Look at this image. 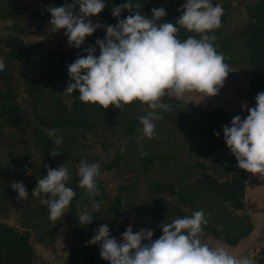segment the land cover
<instances>
[{
  "label": "rangeland",
  "instance_id": "1",
  "mask_svg": "<svg viewBox=\"0 0 264 264\" xmlns=\"http://www.w3.org/2000/svg\"><path fill=\"white\" fill-rule=\"evenodd\" d=\"M257 1L212 0L213 4H220L224 9L221 25L213 30L217 37L213 44L218 52L223 53L231 72L215 96L203 98L202 94L193 92L179 99L163 97L172 106V111L157 110L163 118L155 121L156 135L141 141L142 125L138 118L147 113V106L133 102L123 109L112 106L104 109L80 101L78 92L63 94L69 80L67 65L78 55H85L83 49L89 45L95 46L96 55H99L95 41L105 36V30L99 28L86 37L79 49L70 47L63 30L55 33L49 30L51 14L48 7L61 6L65 0H0V58L5 66V72L0 74V92L9 90V97H14L13 102L21 111L16 116L0 117V223L21 233H30L35 252L32 264H77L68 259L76 246L84 255L98 256L99 244L86 245V241L102 224H108L110 235L119 240L129 224L135 232L145 221L171 222L177 218V208L192 214L197 205V210L202 209L206 219L212 210L220 212L224 209L199 183L202 172L194 165L202 162L208 166L225 167L223 161L228 159V173L244 172L237 167L234 155L224 141L223 126L230 125L237 114L242 119L247 116L242 103L248 107L255 105L249 97L250 80L247 65L243 62L247 51L242 46L239 31L249 22L248 7ZM183 3L184 0H135L130 11H141L151 17L154 7L165 9ZM112 7L105 16L91 17L93 22L115 25L117 18L111 13ZM131 12L123 10L120 18ZM180 14L179 11L176 16L165 15L161 22L175 23ZM178 35L181 39L188 35L198 37L182 27ZM14 37L22 38L28 46L40 48L30 67H23L10 57L6 42ZM215 108L226 111V114L212 113ZM57 119L68 121L59 128L63 142L45 148L39 136L46 135L45 129L53 128ZM72 121L84 126H76ZM128 127L133 128V134L128 133ZM214 132L220 135L216 136ZM122 147L124 151H121ZM53 148H58L66 156L53 158L49 155ZM144 155L152 158L147 170L142 164ZM85 158L90 163H100L97 177L100 194L96 199L103 203L93 214L92 222L82 226L78 215L85 204L90 205V200L87 192L79 187L77 170L80 160ZM107 163H115V167L107 169ZM62 164L69 169L67 183L76 195L62 218L53 222L48 218L47 206L32 196V190L41 176L47 174L45 165L56 168ZM13 182H23L29 196L18 199V193L11 187ZM157 183H171L182 198L166 194L161 200V209L157 210ZM245 200L247 209L238 215L248 214L254 225L247 240L240 241L234 250L204 230L201 240L212 247L223 245L238 258L246 255L255 264H264V180L250 175ZM112 208L119 209L118 218ZM221 220L223 225L235 223L229 212ZM227 229L232 230L231 227Z\"/></svg>",
  "mask_w": 264,
  "mask_h": 264
},
{
  "label": "clouds",
  "instance_id": "2",
  "mask_svg": "<svg viewBox=\"0 0 264 264\" xmlns=\"http://www.w3.org/2000/svg\"><path fill=\"white\" fill-rule=\"evenodd\" d=\"M107 0H72L61 6H49L51 14L49 30L53 33L63 30L70 47L81 48L86 37L103 28L105 36L97 38L96 47L84 48L85 55H78L67 65L69 80L63 94L78 92V98L85 104L98 105L107 109H123L125 105L139 102L149 109L139 116L142 125L140 140L151 139L155 132V121L161 112L172 111V106L162 98L175 96L177 99L187 93H199L204 97L215 96L223 87L228 76L229 65L223 53L217 51L213 33L221 25L224 9L212 0H184L179 18L175 23L161 22L166 15L163 7L151 9V17L141 11L131 12L132 0L115 5L111 13L117 18L115 25L93 22L107 5ZM139 7V5H136ZM132 14L121 17L123 10ZM189 33L181 39L180 28ZM5 72L0 58V74ZM248 114L243 119L235 115L230 125L223 126V138L236 158L237 167L264 180V91L258 92L255 105L242 103ZM58 128L45 129V134L59 146L63 137ZM219 136V132H214ZM141 148L143 144L139 145ZM124 151V148H121ZM60 154L58 148L50 150L53 158ZM142 154H144L142 152ZM41 176L32 190V196L47 206L50 221H57L67 212L76 195L68 186L70 172L64 164L50 168ZM100 163L81 159L77 170L79 187L90 200L78 215L80 225H88L93 214L99 211L102 200L97 177ZM18 199L29 196L23 182L11 186ZM208 223L204 211L196 210L171 222L162 223V235L153 240V230L142 228L133 231L129 224L120 239L110 235L108 224H102L87 244H99L100 257L109 264H255L248 256L236 257L223 245L215 247L202 242L203 226Z\"/></svg>",
  "mask_w": 264,
  "mask_h": 264
},
{
  "label": "trees",
  "instance_id": "3",
  "mask_svg": "<svg viewBox=\"0 0 264 264\" xmlns=\"http://www.w3.org/2000/svg\"><path fill=\"white\" fill-rule=\"evenodd\" d=\"M126 2L127 0H107L108 4L98 15L101 14L105 16L110 6L122 5ZM133 2H135V0H132V4ZM180 8L181 5L166 7V16L172 17L178 15V9ZM248 17L249 22L247 26L240 30L239 34L242 39V46L247 51V58L243 62L247 65V77L250 80L249 97L252 101H255L257 93L264 91V0H258L255 4L248 7ZM6 46L9 48L10 57L23 67L31 66L40 49L39 47L36 48L26 45L24 40L20 37L8 39ZM9 95V90L0 92V117H4L5 115L16 116L21 113L19 106L13 102L14 97H9ZM217 112L226 114V111L220 108H215L212 113ZM65 122L68 121L57 119L54 123V127L59 129ZM72 122L76 124V126H84L78 121V123L76 121ZM127 130L128 133L133 134L132 127H128ZM36 132L41 131L36 130ZM39 138L41 139V145L45 148L54 145V140L47 135H40ZM57 156H66V154L60 151V154ZM234 159L236 160L235 156ZM223 162L225 167L208 166L202 162H197L194 165V167L202 172L199 183L210 196L214 197L224 206V209L220 212L211 211L207 219L208 223L203 226V229L208 235L222 240L229 246L236 247L239 245L240 241L251 235L254 230V225L248 214L238 215L239 212H245L247 209L245 197L246 189L250 184L251 174L246 171L228 173L226 168L227 164H229V160L224 159ZM151 163L152 158L150 156L144 155L142 157V164L145 170H147ZM106 167L107 169H112L115 167V163H107ZM155 187L158 192L157 210L161 209V200L166 194L170 196L177 195L179 199L182 198L179 193H176L171 183H157ZM116 201L119 205L120 199L118 196L116 197ZM183 204L185 205V203ZM196 207L197 205H195V210H197ZM213 208L214 207H212V209ZM112 212L116 218L120 216L118 208H112ZM226 212L232 215L235 223L231 225L222 224L221 219ZM184 215L191 214L184 213L182 209L177 208V217ZM161 225L162 223L155 221L151 223L145 221L142 228L152 229V238L154 240L162 235ZM226 226L231 227L232 230L227 229ZM220 227L224 228L219 229ZM34 259L35 252L30 242V233L28 231L21 233L10 225L0 223V264H32ZM68 259L70 262L77 264H109L108 261L100 257V253L98 256L90 254L84 255L78 246L74 247Z\"/></svg>",
  "mask_w": 264,
  "mask_h": 264
},
{
  "label": "crops",
  "instance_id": "4",
  "mask_svg": "<svg viewBox=\"0 0 264 264\" xmlns=\"http://www.w3.org/2000/svg\"><path fill=\"white\" fill-rule=\"evenodd\" d=\"M247 238H249V236L247 237ZM247 238H245V239H243V240H247ZM224 243V242H223ZM225 244V243H224ZM226 245V247L228 248V249H230V250H234L235 248H237L238 246H236V247H232V246H229V245H227V244H225Z\"/></svg>",
  "mask_w": 264,
  "mask_h": 264
}]
</instances>
